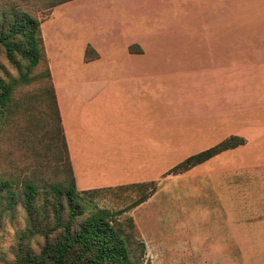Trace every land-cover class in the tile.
<instances>
[{
	"label": "rangeland",
	"instance_id": "374dc122",
	"mask_svg": "<svg viewBox=\"0 0 264 264\" xmlns=\"http://www.w3.org/2000/svg\"><path fill=\"white\" fill-rule=\"evenodd\" d=\"M59 1L0 0V6L17 4L42 21L54 85L71 71L88 76L89 70H75L82 66H134L136 81L165 88L167 137L159 143L168 155L159 170H146L158 179L90 190L98 192L87 197L89 204L118 211L157 187L122 216L133 217L146 245L144 264H264V187L245 176L247 167L263 164L264 155L254 151L264 137L254 140L264 128L250 131L248 148L168 175L190 156L230 137L244 138L241 126L246 131L256 103H264V0H68L52 6ZM7 73L15 76L0 55V75ZM257 75L263 81L258 90ZM40 86L20 93L32 95L23 99L24 114L2 139L0 171L23 177L34 172L52 182L62 177V166ZM128 154L121 152L122 180L138 174ZM24 226L22 212L0 213V264L13 263L16 235Z\"/></svg>",
	"mask_w": 264,
	"mask_h": 264
},
{
	"label": "trees",
	"instance_id": "16d2710c",
	"mask_svg": "<svg viewBox=\"0 0 264 264\" xmlns=\"http://www.w3.org/2000/svg\"><path fill=\"white\" fill-rule=\"evenodd\" d=\"M0 55L15 71V76L0 75V144L14 121L24 114L23 99L32 95L31 91L23 96L20 93L40 83L51 110L49 128L51 138L58 143L57 162L62 166V177L52 182L39 179L34 172L23 177L0 171V213L15 216L22 212L25 223L16 235L12 264H144L146 245L136 235L133 217L122 216L145 203L157 187L122 210L90 205L87 197L98 191H80L77 186L42 21L17 4L0 6ZM245 144L244 138L230 137L190 156L168 175L186 173ZM38 240L43 244L36 249L33 246Z\"/></svg>",
	"mask_w": 264,
	"mask_h": 264
},
{
	"label": "crops",
	"instance_id": "0c3cea01",
	"mask_svg": "<svg viewBox=\"0 0 264 264\" xmlns=\"http://www.w3.org/2000/svg\"><path fill=\"white\" fill-rule=\"evenodd\" d=\"M104 68H75L89 70V75L77 78L71 71L62 85L55 83L71 163L80 191L109 190L158 179L157 176L153 179L146 176V170L149 167L154 172L159 170V165L162 166L161 162L168 155V147L163 150L159 143L163 134L167 137L166 105L162 108V99H166L162 90L165 88L149 81H136L134 66ZM105 74L113 77H105ZM263 81L259 75L254 78L257 90ZM256 106V116L247 119L246 131L244 125L241 126L240 134L245 138L246 145L240 147L248 148L252 144L250 131L254 127L264 128V103L257 102ZM163 109L164 115L161 113ZM163 117L165 128H162ZM263 137L264 133L254 141ZM258 146L260 149L254 153L264 155V141L262 147ZM128 150L131 158L129 160L127 156V159L135 164L138 174L122 180L121 152ZM260 162L263 164L247 167L245 176L264 187V158Z\"/></svg>",
	"mask_w": 264,
	"mask_h": 264
}]
</instances>
